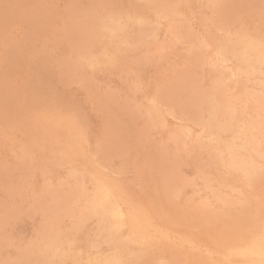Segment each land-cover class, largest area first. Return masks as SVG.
<instances>
[{
    "label": "rangeland",
    "instance_id": "1",
    "mask_svg": "<svg viewBox=\"0 0 264 264\" xmlns=\"http://www.w3.org/2000/svg\"><path fill=\"white\" fill-rule=\"evenodd\" d=\"M220 1L0 0V264H264V0Z\"/></svg>",
    "mask_w": 264,
    "mask_h": 264
},
{
    "label": "bare ground",
    "instance_id": "2",
    "mask_svg": "<svg viewBox=\"0 0 264 264\" xmlns=\"http://www.w3.org/2000/svg\"><path fill=\"white\" fill-rule=\"evenodd\" d=\"M2 1L5 2V0H2ZM13 1H14V0H13ZM15 1L17 2V0H15ZM148 1H149V0H148ZM165 1H166V0H165ZM206 1H207V0H206ZM208 1H209V0H208ZM221 1H223V0H221ZM221 1H220V2H221ZM6 2H7V0H6ZM16 2H15V3H16ZM23 2H24V1H23ZM212 2H213V1H212ZM212 2H211V3H212ZM1 3H2V2H1ZM13 3H14V2H13ZM154 3H155V2H154ZM161 3H162V2H161ZM211 3H210V4H211ZM215 3H216V2H215ZM215 3H214V4H215ZM229 3H230V0H229ZM3 4H4V3H3ZM8 4H9V3H8ZM17 4H18V3H17ZM24 4H26V2H25ZM89 4L91 5V3H89ZM116 4H117V3H116ZM116 4H115V5H116ZM212 4H213V3H212ZM216 4H217V3H216ZM225 4H226V3H225ZM225 4H224V5H225ZM4 5H5V4H4ZM15 5H16V4H15ZM158 5H159V4H158ZM161 5H162V4H161ZM164 5H165V4H164ZM166 5H167V3H166ZM168 5H169V4H168ZM220 5H221V4H220ZM2 6H3V5H2ZM11 6H13V5L11 4ZM26 6H28V5H26ZM26 6H25V7H26ZM116 6H117V5H116ZM118 6H119V5H118ZM154 6H155V5H154ZM199 6H200V5H199ZM207 6H208V5H207ZM7 7H8V6H7ZM105 7H106V6H105ZM113 7H114V6H113ZM203 7H204V6H203ZM220 7H221V6H220ZM220 7H219V8H220ZM222 7H223V6H222ZM12 8H13V7H12ZM93 8H94V7H93ZM110 8H111V7H110ZM110 8L107 7L108 10H109ZM118 8H119V7H118ZM205 8H206V7H205ZM9 9H10V8H9ZM9 9H8V10H9ZM89 9H92V8H89ZM105 9H106V8H105ZM149 9H150V8H149ZM200 9H202V8H200ZM213 9H214V8H213ZM217 9H218V8H217ZM222 9H224V8H222ZM2 10H3V9H2ZM16 10H17V9H16ZM24 10H25V9H24ZM26 10H27V8H26ZM93 10H95V9H93ZM114 10H115V9H114ZM117 10H119V9H117ZM151 10H152V7H151ZM211 10H212V9H211ZM95 11H96V10H95ZM109 11H110V10H109ZM202 11H203V10H202ZM208 11H210V10H208ZM2 12H3V11H2ZM9 12H10V11H9ZM22 12H24V11H22ZM88 12H89V11H88ZM88 12H87V13H88ZM91 12H92V11H90V13H91ZM93 12H94V11H93ZM121 12H123V11L121 10ZM134 12H135V11H134ZM134 12H132V13H134ZM153 12H155V11H153ZM160 12H161V11H160ZM160 12H159V13H160ZM205 12H206V11H205ZM4 13H5V12H4ZM7 13H8V12H7ZM102 13H103V12L98 13V14H102ZM104 13H106V12H104ZM104 13H103V15H105ZM114 13H116V12H114ZM156 13H157V12H156ZM0 14H1V13H0ZM8 14H9V13H8ZM11 14H12V13H11ZM13 14H15V13L13 12ZM106 14H108V13H106ZM160 14H161V13H160ZM163 14H164V12H163ZM167 14H168V13H167ZM9 15H10V14H9ZM9 15H8V16H9ZM103 15H102V16H103ZM111 15H112V13H111ZM118 15H119V14H118ZM153 15H154V13H153ZM108 16H109V15H108ZM112 16H113V15H112ZM136 16H137V15H136ZM168 16H169V15H168ZM87 17H88V16H87ZM93 17L96 18L97 16H96V17L93 16ZM105 17H106V16H105ZM105 17H104V20H105ZM150 17H151V15H150ZM154 17H155V16H154ZM154 17H153V18H154ZM106 18H107V17H106ZM156 18H158V17H156ZM170 18H171V16H170ZM79 19H80V18H79ZM90 19H91V17H90ZM87 20H88V18H87ZM91 20H93V19H91ZM96 20H97V19H96ZM106 20H107V19H106ZM159 20H160V18H159ZM46 21H48V20H46ZM80 21H82V20H79V22H80ZM83 21H84V20H83ZM89 21H90V20H89ZM170 21H171V20H170ZM76 22H77V21H76ZM84 22H85V21H84ZM91 22H92V21H91ZM101 22H102V21H101ZM125 22H126V21H125ZM129 22H130V20H129ZM166 22H167V21H166ZM77 23H78V22H77ZM81 23H82V22H81ZM85 23H86V22H85ZM95 23H98V22H95ZM119 23H120V22H119ZM119 23H118V24H119ZM135 23H136V22H135ZM0 24H2V23H0ZM78 24H80V23H78ZM88 24H89V23H88ZM92 24H93V23H92ZM99 24H101V23H99ZM110 24H111V22H110ZM110 24H108V25H110ZM112 24H113V23H112ZM112 24H111V25H112ZM118 24H117V25H118ZM123 24H124V23H123ZM159 24H160V23H159ZM159 24H158V25H159ZM168 24H169V23H168ZM172 24H173V23H172ZM238 24H239V23H238ZM260 24H261V23H260ZM75 25H76V24H75ZM82 25H83V24H82ZM82 25H81V29H82ZM126 25H127V24H126ZM148 25H149V24H148ZM170 25H171V24H170ZM173 25H174V24H173ZM261 25H262V24H261ZM0 26H1V25H0ZM2 26H3V25H2ZM78 26H80V25H78ZM156 26H157V25H156ZM262 26H263V25H262ZM75 27H76V26H75ZM84 27H85V26H84ZM102 27H104V26H102ZM106 27H107V26H106ZM106 27H105V28H106ZM113 27L117 28V26H113ZM120 27H123V25L120 26ZM150 27H151V26H150ZM157 27H158V26H157ZM157 27H156V28H157ZM160 27H161V26H160ZM160 27H159V28H160ZM168 27H169V26H168ZM237 27H238V26H237ZM258 27H259V26H258ZM260 27H261V26H260ZM2 28H3V27H2ZM73 28H74V27H73ZM79 28H80V27H79ZM85 28H86V27H85ZM89 28H90L89 31L91 32V30H92L91 28H92V27H89ZM128 28H129V27H128ZM175 28H178V26L175 27ZM175 28H173V29H175ZM94 29H95V28H94ZM111 29H112V28H111ZM119 29H120V28H119ZM132 29H134V27H133ZM138 29H139V28H138ZM146 29H147V28H146ZM234 29H235V28H234ZM239 29H240V28H239ZM245 29H246V28H245ZM4 30H5V29H4ZM75 30H76V28H75ZM87 30H88V29H87ZM96 30H97V29H96ZM103 30H104V29H103ZM117 30H118V29H117ZM128 30H129V29H128ZM128 30H127V31H128ZM166 30H168V29H166ZM169 30H170V29H169ZM255 30H256V29H255ZM77 31H78V30H77ZM124 31H125V30H124ZM139 31H140V30H139ZM143 31H144V30H143ZM228 31H229V30H228ZM245 31H246V30H245ZM2 32H3V31H2ZM80 32H82V31H80ZM95 32H96V31H95ZM106 32H107V31H106ZM122 32H123V31H122ZM132 32H133V31H132ZM132 32H131V33H132ZM135 32H136V31H135ZM140 32H141V31H140ZM158 32H159V31H158ZM164 32H165V31H164ZM238 32H239V31H238ZM243 32H244V31H243ZM75 33H76V31H75ZM78 33H79V32H78ZM83 33H84V31H83ZM96 33H97V32H96ZM143 33H144V32H143ZM162 33H163V32H162ZM167 33H168V32H167ZM169 33H170V32H169ZM169 33H168V34H169ZM171 33H175V32H171ZM233 33H234V32H233ZM0 34H1V32H0ZM88 34H89V32H88ZM114 34H116V33H114ZM114 34H113V35H114ZM159 34H160V33H159ZM175 34H176V33H175ZM229 34H230V33H229ZM240 34H241V33H240ZM240 34H239V36H240ZM242 34H243V33H242ZM1 35H2V34H1ZM3 35H4V34H3ZM81 35H82V34H81ZM91 35H92V33H91ZM91 35H89V36H91ZM93 35H94V34H93ZM101 35H102V34H101ZM113 35H112V36H113ZM128 35H129V34H128ZM137 35H138V34H137ZM253 35H254V34H253ZM4 36H5V35H4ZM121 36H122V35H121ZM145 36H146V35H145ZM145 36L143 35V37H145ZM164 36H165V35H164ZM209 36H210V34H209ZM226 36H227V35H226ZM242 36H243V35H242ZM255 36H256V35H255ZM2 37H3V36H2ZM93 37H94V36H93ZM100 37H101V36H100ZM124 37H125V35H124ZM132 37H133V36H132ZM132 37H131V38H132ZM165 37H166V36H165ZM172 37H173V36H172ZM175 37H176V36H175ZM233 37H234V36H233ZM246 37H247V36H246ZM257 37H258V36H257ZM259 37H260V36H259ZM0 38H1V37H0ZM73 38H74V37H73ZM81 38H83V37L81 36ZM87 38H88V37H87ZM95 38H97V37H95ZM116 38H117V37H116ZM145 38H146V37H145ZM231 38H232V37H231ZM74 39H75V38H74ZM78 39H79V38H78ZM78 39H77V40H78ZM83 39H84V38H83ZM101 39H102V38H101ZM112 39H113V38H112ZM118 39H119V38H118ZM212 39H213V38H212ZM214 39H215V38H214ZM216 39H217V38H216ZM220 39H221V38H220ZM256 39H257V38H256ZM263 39H264V38H263ZM77 40H75V41L77 42ZM97 40H98V39H97ZM113 40H114V39H113ZM124 40H125V39H124ZM127 40H128V38H127ZM83 41H84V40H83ZM90 41H91V40H90ZM116 41H117V40H116ZM120 41H121V40H120ZM136 41H137V40H136ZM217 41H218V40H217ZM223 41H224V39H223ZM81 42H82V40H81ZM88 42H89V41H88ZM112 42H113V41H112ZM121 42H122V41H121ZM131 42H132V41H131ZM131 42H130V43H131ZM141 42H143V41L141 40ZM141 42H140V44H141ZM144 42H145V41H144ZM144 42H143V43H144ZM211 42H212V40H211ZM211 42H210L209 46L211 45ZM227 42H228V41L226 40V43H227ZM229 42H230V41H229ZM102 43H103V42H102ZM107 43H109V42H107ZM107 43H106V44H107ZM126 43H127V42H126ZM77 44H78V43H77ZM84 44H85V43H84ZM84 44H83V45H84ZM87 44H88V43H86V45H87ZM90 44H91V43H90ZM95 44H96V43H95ZM97 44H98V43H97ZM122 44H123V42H122ZM122 44H121V45H122ZM131 44H132V43H131ZM131 44H130V46H132ZM135 44H136V43H135ZM138 44H139V43H138ZM144 44H145V43H144ZM165 44H166V43H165ZM218 44H219V43H218ZM91 45H92V44H91ZM107 45H108V44H107ZM107 45H106V46H107ZM110 45H112V43H111ZM114 45H115V44H114ZM116 45H117V44H116ZM118 45H119V44H118ZM127 45H128V44H127ZM148 45H149V44H148ZM227 45H228V43H227ZM229 45L231 46L230 43H229ZM229 45H228V46H229ZM78 46H79V45H78ZM96 46H97V45H96ZM108 46H109V45H108ZM108 46H107V47H108ZM112 46H113V45H112ZM123 46H124V45H123ZM135 46H136V45H135ZM212 46L215 47V45H213V44H212ZM218 46H220V45H218ZM72 47H73V46H72ZM72 47H71V48H72ZM86 47H87V46H86ZM102 47H103V46H102ZM133 47H134V46H133ZM133 47H132V48H133ZM143 47H144V46H143ZM149 47H150V46H149ZM76 48H77V47H76ZM114 48H115V47H114ZM116 48H117V47H116ZM216 48H217V47H216ZM74 49H75V48H74ZM83 49L85 50L84 47H83ZM83 49H82V50H83ZM89 49H91V46L89 47ZM107 49H108V48H107ZM110 49H111V47H110ZM121 49H122V47H121ZM227 49H228V48H227ZM249 49H251V48H249ZM79 50H80V49H79ZM95 50H96V49H95ZM111 50H113V48H112ZM114 50H116V49H114ZM118 50H119V46H118ZM128 51H129V49H128ZM134 51H135V50H134ZM136 51H137V50H136ZM245 51H247V50H245ZM35 52H36V50H35ZM70 52H71V50H70ZM70 52H69V53H70ZM88 52H89V51H88ZM99 52H100V51H99ZM109 52H110V51H109ZM118 52H119V51H118ZM218 52H219V49H218ZM220 52H221V51H220ZM228 52H229V51H228ZM72 53H74V52H72ZM78 53H79V52H78ZM89 53H91V52H89ZM96 53H97V52H96ZM106 53H108V52H106ZM106 53H105V54H106ZM126 53H127V51H126ZM216 53H217V52H216ZM216 53H215V54H216ZM74 54H76V53H74ZM74 54H73V55H74ZM84 54H85V53H84ZM99 54H100V53H99ZM102 54H103V53H102ZM118 54H119V53H118ZM227 54H228V53H227ZM249 54H250V53H249ZM34 55H35V53H34ZM70 55H71V54H70ZM73 55H72V56H73ZM78 55H79V54H78ZM80 55H81V54H80ZM107 55H108V54H107ZM113 55H114V53H113ZM113 55H112V56H113ZM219 55H220V54H219ZM253 55H254V54H253ZM64 56H65V55H64ZM81 56H82V55H81ZM88 56H89V55H88ZM90 56H93V55H90ZM94 56H95V55H94ZM97 56H98V55H97ZM99 56H101V55H99ZM99 56H98V57H99ZM108 56H109V55H108ZM108 56H107V57H108ZM215 56H216V55H215ZM75 57H76V56H75ZM113 57H114V56H113ZM113 57H112V58H113ZM217 57H218V56H217ZM220 57H221V56H220ZM220 57H219V59H220ZM231 57H232V56H231ZM1 58H2V57H1ZM69 58H70V57H69ZM86 58H87V57H86ZM91 58H92V57H91ZM100 58H101V57H100ZM102 58H103V56H102ZM102 58H101V59H102ZM225 58H226V57H225ZM225 58H224V59H225ZM251 58H253V57H251ZM258 58H259V57H258ZM258 58H257V59H258ZM79 59H81V57H80ZM93 59H94V58H93ZM77 60H78V59H77ZM77 60H76V61H77ZM105 60H106V59H105ZM105 60H104V62H105ZM210 60H211V59H210ZM214 60H216V59H214ZM237 60H238V59H237ZM247 60H248V59H247ZM247 60H246V62H247ZM84 61H85V60H84ZM102 61H103V60H102ZM225 61H228V60L225 59ZM243 61H245V60H243ZM243 61H241V62H243ZM256 61H257V60H256ZM259 61H260V60H259ZM62 62H63V61H62ZM68 62H70V60H69ZM207 62H208V61H207ZM214 62H215V61H214ZM219 62H220V61H219ZM219 62H218V63H219ZM252 62H253V61H252ZM75 63H76V62H75ZM75 63H74V64H75ZM77 63H78V62H77ZM222 63H223V62H222ZM104 64H105V63H104ZM230 64H231V63H230ZM239 64H240V63H239ZM244 64H245V63H244ZM79 65H80V64H79ZM216 65H217V64H216ZM237 65H238V64H237ZM83 66H84V65H83ZM207 66H208V65H207ZM223 66H224V64H223ZM228 66H229V65H228ZM251 66H252V65H251ZM258 66H259V65H258ZM260 66H261V65H260ZM212 67H213V66H212ZM214 67H215V66H214ZM218 67H219V66H218ZM244 67H245V66H244ZM254 67H255V66H254ZM70 68H71V66H70ZM75 68H76V66H75ZM87 68H88V67H87ZM103 68H104V67H103ZM229 68H230V67H229ZM233 68H234V67H233ZM240 68H241V67H240ZM245 68H246V67H245ZM256 68H257V67H256ZM78 69H79V68H78ZM78 69H77V70H78ZM80 69H81V68H80ZM84 69H85V67H84ZM88 69H89V68H88ZM210 69H211V68H210ZM213 69H214V68H213ZM235 69H236V68H235ZM241 69H242V68H241ZM246 69H247V68H246ZM82 70H83V69H82ZM208 70H209V68H208ZM214 70L216 71V69H214ZM214 70H213V71H214ZM218 70H219V69H218ZM227 70H228V69H227ZM257 70H258V69H257ZM15 71H16V70H15ZM68 71H69V70H68ZM71 71H73V70L71 69ZM80 71H81V70H80ZM253 71H254V70H253ZM16 72H17V71H16ZM69 72H70V71H69ZM77 72H78V71H77ZM20 73H21V72H20ZM82 73H83V72H82ZM216 73H217V72H216ZM219 73H220V72H219ZM232 73H233V72H232ZM249 73H250V72H249ZM69 74H71V73H69ZM77 74H78V73H77ZM85 74H86V73H84V75H85ZM88 74H89V73H88ZM234 74H235V72H234ZM239 74H240V72H239ZM263 74H264V73H263ZM263 74H262V75H263ZM72 75H73V74H72ZM82 75H83V74H82ZM232 75H233V74H232ZM252 75H253V74H252ZM259 75H260V74H259ZM74 76H75V75H74ZM79 76H80V75H79ZM213 76H214V74H213ZM213 76H211V77H213ZM257 76H258V75H257ZM62 77H63V76H62ZM64 77H65V76H64ZM66 77H67V75H66ZM227 77H228V76H227ZM249 77H250V76H249ZM94 78H95V77H94ZM214 78H215V77H214ZM250 78H251V77H250ZM75 79H76V78H75ZM90 79H92V78H90ZM225 79H226V78H225ZM241 79H242V78H241ZM239 80H240V79H239ZM255 80H256V79H255ZM64 81H65V80H64ZM77 81H78V80H77ZM80 81H81V79H80ZM246 81H247V80H246ZM81 82H82V81H81ZM256 82H257V80H256ZM262 82H263V81H262ZM262 82H261V83H262ZM58 83H59V82H58ZM65 83H66V81H65ZM84 83H86V80H84ZM88 83H91V82H88ZM208 83H209V82H208ZM225 83H226V82H225ZM239 83H240V82H239ZM254 83H255V81H254ZM54 84H55V83H54ZM56 84H57V83H56ZM221 84H222V82H221ZM231 84L233 85L232 81H231ZM231 84H230V85H231ZM249 84H251V83H249ZM58 85H60V84H58ZM61 85H62V84H61ZM61 85H60V86H61ZM88 85H89V84H88ZM224 85H225V84H224ZM243 85H244V84H243ZM247 86H248V85H247ZM65 87H67V86H65ZM197 87L199 88V85H198ZM197 87H196V88H197ZM210 87H211V86H210ZM219 87H220V86H219ZM223 87H224V86H223ZM230 87H231V86H230ZM232 87H233V86H232ZM53 88H54V87H53ZM53 88H52V89H53ZM246 88H247V87H246ZM204 89H206V88L204 87ZM208 89H209V88H208ZM239 89H240V88H239ZM56 90H57V89H56ZM59 90H60V89H59ZM61 90H62V89H61ZM198 90L202 91L201 88L198 89ZM210 90H211V89H210ZM212 90H214V89H212ZM222 90H223V88H222ZM245 90H246V89H245ZM253 90H254V89H253ZM189 91H190V90H189ZM219 91H220V90H219ZM227 91H228V90H227ZM250 91H252V90H250ZM192 92H193V90L191 91V93H192ZM197 92H198V91H197ZM197 92H195V93H197ZM205 92H206V91H205ZM195 93H194V94H195ZM199 93H200V92H199ZM211 93H212V91H211ZM242 93H243V92H242ZM252 93H254V91H253ZM257 93H259V95H260V92L257 91ZM201 94H202V93H201ZM205 94H206V93H205ZM216 94H217V93H216ZM233 94H235V93H233ZM236 94H237V93H236ZM250 94H251V93H250ZM189 95H190V94H189ZM197 95H198V94H197ZM206 95H207V94H206ZM210 95H211V94H210ZM210 95L208 94V96H210ZM218 95H220V94H218ZM255 95H256V93H255ZM198 96H199V95H198ZM213 96H214V95H213ZM256 96H257V95H256ZM191 97H192V96H190V98H191ZM201 97H204V96H201ZM205 97H206V96H205ZM220 97H221V95H220ZM243 97H244V96H243ZM243 97H242V98H243ZM248 97H249V96H248ZM260 97H261V96H260ZM194 98H195V95H194ZM194 98H193V99H194ZM196 98H197V96H196ZM198 98L201 99L200 97H198ZM198 98H197V99H198ZM211 98H212V97H211ZM242 98H241V99H242ZM251 98H252V97H251ZM251 98H250V99H251ZM199 99H198V100H199ZM204 99H205V98H204ZM206 99H207V98H206ZM219 99H220V98H219ZM241 99H239V100H241ZM195 100H196V99H195ZM207 100H208V99H207ZM220 100H221V99H220ZM244 100H245V99H244ZM259 100H260V99H259ZM189 101H190V100H189ZM199 101H201V100H199ZM205 101H206V100H205ZM250 101H251V100H250ZM254 101H255V100H254ZM260 101H261V100H260ZM208 102H209V101H208ZM221 102H222V101H220V103H221ZM262 102H263V101H262ZM196 103H197V101H196ZM225 103H227V101H226ZM249 103H250V102H249ZM257 103L259 104V102H257ZM263 103H264V102H263ZM263 103H262V104H263ZM193 104H194V103H193ZM193 104H192V105H193ZM197 104H198V103H197ZM244 104L246 105V103H244ZM252 104H253V103H252ZM254 104H255V103H254ZM262 104H261V105H262ZM211 105H212V104H211ZM211 105H209V106H211ZM235 105H236V103H235ZM255 105H256V104H255ZM261 105H260V106H261ZM199 106H200V104H199ZM199 106H198V107H199ZM202 106H203V105H202ZM218 106H219V105H218ZM55 107H56V106H55ZM194 107H195V106H194ZM222 107H223V106H222ZM222 107H221V108H222ZM238 107H239V106H238ZM156 108H157V107H156ZM223 108H224V107H223ZM236 108H237V107H236ZM259 108H260V107H259ZM206 109H207V108H206ZM226 109H227V111H229L230 113H234L233 104H231V102H229V103L226 104ZM246 109H248V108H246ZM154 110H155V109H154ZM213 110H214V109H213ZM215 110H217V109H215ZM223 110H224V109H223ZM238 110L240 111V109H238ZM242 110H243V109H242ZM244 110H245V109H244ZM257 110H258V109H257ZM260 110H261V109H260ZM52 111H53V110H52ZM192 111H194V110H192ZM192 111H191V112H192ZM195 111H196V110H195ZM261 111H262V110H261ZM263 111H264V110H263ZM147 112H148V111H147ZM241 112H242V111H241ZM258 112H259V111H258ZM56 113H57V112H56ZM168 113H169V112H168ZM200 113H201V112H200ZM205 113H206V112H205ZM211 113H213V112H211ZM45 114L47 115V113H45ZM149 114H151V112H150ZM162 114H164V113H162ZM190 114H191V113H190ZM224 114H225V113H224ZM234 114H235V113H234ZM242 114H243V113H242ZM246 114H247V113H246ZM246 114H245V115H246ZM248 114H250V112H249ZM248 114H247V115H248ZM257 114H258V113H257ZM43 115H44V114H43ZM50 115H51V114H50ZM61 115H62V114H61ZM168 115H169V114H168ZM195 115H196V113H195ZM217 115H218V114H217ZM228 115H230V114H228ZM232 115H233V114H231V116H232ZM245 115H244V116H245ZM51 116H52V115H51ZM159 116H160V115H159ZM176 116H178V115H176ZM221 116H222V115H221ZM231 116H230V117H231ZM244 116H243V117H244ZM56 117H57V116H56ZM180 117H181V116H180ZM185 117H186V116H185ZM199 117H200V116H199ZM214 117H215V116H214ZM222 117H223V116H222ZM222 117H221V118H222ZM248 117H249V116H248ZM153 118H155V117H153ZM175 118H176V117H175ZM193 118H194V117H193ZM208 118H209V117H208ZM256 118H257V117H256ZM155 119H156V118H155ZM186 119L188 120V118H186ZM204 119H205V118H204ZM214 119H215V118H214ZM73 120H74V119H73ZM201 120H202V118H201ZM247 120H248V119H247ZM254 120H255V118H254ZM259 120H260V119H259ZM259 120H258V121H259ZM261 120H262V118H261ZM68 121H69V120H68ZM155 121H156V120H155ZM159 121H161V120H159ZM185 121H186V120H185ZM213 121H214V120H213ZM213 121H212V122H213ZM221 121H222V120H221ZM232 121H233V120H232ZM249 121H250V119H249ZM249 121H248V122H249ZM201 122H202V121H201ZM206 122H207V121H206ZM228 122H230V121H228ZM238 122H239V121H238ZM248 122H246V123H248ZM67 123H68V122H67ZM69 123H70V122H69ZM73 123H74V122H73ZM192 123H193V122H192ZM204 123H205V122H204ZM220 123H221V122H220ZM224 123H225V122H224ZM244 123H245V122H244ZM246 123H245V124H246ZM250 123H252V122H250ZM77 124H78V123H77ZM197 124H199V123H197ZM202 124H203V123H202ZM202 124H201V125H202ZM209 124H210V123H209ZM209 124H207V125H209ZM213 124H214V122H213ZM216 124H217V123H216ZM240 124H241V122H240ZM253 124H255V123H253ZM253 124H252V125H253ZM256 124H257V123H256ZM256 124H255V125H256ZM71 125H72V124H71ZM78 125H79V124H78ZM164 125H165V124H164ZM164 125H163V126H164ZM210 125H211V124H210ZM220 125H221V124H220ZM227 125H228V124H227ZM227 125H226V126H227ZM236 125H237V124H236ZM260 125H261V124H260ZM263 125H264V124H263ZM73 126H74V125H73ZM217 126H218V125H217ZM248 126H249V125H248ZM75 127H76V125H75ZM79 127H80V126H79ZM213 127H214V126H213ZM228 127H229V126H228ZM239 127H240V126H239ZM242 127H243V126H242ZM254 127H255L256 130L261 131V132H262V130H263V128H264L263 126H257V127L254 126ZM223 128H224V127H223ZM232 128H233V127H232ZM79 129H80V128H79ZM203 129H204V128H203ZM216 129H217V128H216ZM219 129H220V128H219ZM81 130H82V129H81ZM205 130H206V129H205ZM214 130H215V129H214ZM224 130H225V129H224ZM231 130H232V129H231ZM240 130H242V129H240ZM200 131H201V130H200ZM207 131H208V130H207ZM219 131H220V130H219ZM243 131H244V130H243ZM253 131H255V130H253ZM77 132H78V131H77ZM178 132H179V131H178ZM186 132H187V131H186ZM217 132H218V131H217ZM226 132H227V131H226ZM231 132H232V131H231ZM245 132H246V131H245ZM263 132H264V131H263ZM73 133H74V132H73ZM169 133H170V132H169ZM199 133H200V132H199ZM209 133H210V132H209ZM220 133H221V132H220ZM224 133H225V131H224ZM224 133H223V134H224ZM234 133H235V132H234ZM217 134H218V133H217ZM235 134H236V133H235ZM245 134H246V133H245ZM245 134H243V133L241 134V133H240V136H245ZM251 134H252V132H251ZM257 134H258V133H257ZM263 134H264V133H263ZM80 135H81V134H80ZM169 135H170V134H169ZM253 135H254V134H253ZM78 136H79V135H78ZM178 136H179V135H178ZM190 136H191V135H190ZM190 136H189V137H190ZM196 136H197V135H196ZM220 136H221V135H220ZM226 136H227V135H226ZM238 136H239V135H238ZM250 136H251V135H250ZM257 136H258V135H257ZM168 137L170 138V136H168ZM182 137H183V136H182ZM201 137H203V136H201ZM218 137H219V136H218ZM262 137H264V136H262ZM84 138H85V137H84ZM172 138H173V137H172ZM176 138H177V137H176ZM179 138H180V137H179ZM191 138H192V137H191ZM193 138H194V137H193ZM195 138H196V137H195ZM208 138H209V139H213V138H214V135L211 133V134L208 135ZM220 138H221V137H220ZM247 138H248V136H247ZM77 139H78V138H77ZM177 139H178V138H177ZM177 139H176V140H177ZM199 139H200V138H199ZM206 139H207V138H206ZM234 139H235V138H234ZM243 139H244V138H243ZM248 139H249V138H248ZM261 139L263 140V138H261ZM85 140H87V139H85ZM174 140H175V139H174ZM200 140H201V139H200ZM200 140H199V141H200ZM207 140H208V139H207ZM220 140H221V139H220ZM230 140L232 141V138H231ZM237 140H238V139H237ZM239 140H240V139H239ZM246 140H247V139H246ZM249 140H250V139H249ZM256 140H257V139H256ZM189 141H190V140H189ZM202 141H203V139H202ZM208 141H209V140H208ZM226 141H227V140H226ZM234 141H236V139H235ZM251 141H253V140H251ZM82 142H83V141H82ZM218 142H219V141H218ZM223 142H224V140H223ZM247 142H248V141H247ZM88 143H89V142H88ZM174 143H175V142H174ZM177 143H178V142H177ZM182 143H183V142H182ZM208 143H209V142H208ZM213 143H214V142H213ZM80 144H81V143H80ZM198 144H199V143H198ZM204 144H205V143H204ZM218 144H219V143H218ZM223 144H225V143H223ZM246 144H247V143H246ZM252 144H253V143H252ZM257 144H258V143H257ZM194 145H195V143H194ZM216 145H217V144H216ZM221 145H222V144H221ZM243 145H244V144H243ZM248 145H249V144H248ZM69 146H70V145H69ZM76 146H77V145H76ZM209 146H210V145H209ZM213 146H214V145H213ZM224 146H225V145H224ZM241 146H242V145H241ZM249 146H250V145H249ZM77 147H78V146H77ZM183 147H184V146H183ZM199 147H201V145H200ZM226 147H227L228 150H232L233 148L236 147V145H235L234 143H232V142H227V143H226ZM254 147H255V146H254ZM258 147H259V146H258ZM71 148H72V147H71ZM75 148H76V147H75ZM75 148L73 149L74 151L76 150ZM78 148H81V147H78ZM78 148H77V149H78ZM192 148H193V147H192ZM195 148H198V146L195 147ZM205 148H206V147H205ZM211 148H212V147H211ZM216 148H217V147H216ZM241 148H242V147H241ZM43 149H44V148H43ZM244 149H245V148H244ZM259 149H260V148H259ZM71 150H72V149H71ZM73 150H72V151H73ZM188 150H189V149H188ZM190 150H191V148H190ZM211 150H212V149H211ZM225 150H226V149H225ZM238 150H239V149H238ZM252 150H253V149H252ZM72 151H71V152H72ZM74 151H73V152H74ZM77 151L79 152V150H77ZM193 151H194V150H193ZM208 151H210V150H208ZM206 152H207V151H206ZM216 152H217V151H216ZM224 152H225V151H224ZM226 152H227V150H226ZM243 152H244V151H243ZM243 152H242V153H243ZM253 152H254V151H253ZM193 153H195V152H193ZM210 153H211V151H210ZM213 153H215V152H213ZM218 153H219V152H218ZM218 153H217V154H218ZM234 153H235V152H234ZM237 153H238V152H237ZM240 153H241V152H240ZM248 153H249V152H248ZM71 154H72V153H71ZM74 154H75V153H74ZM80 154H82V153L80 152ZM189 154L191 155V153H189ZM220 154H221V153H220ZM224 154H226V153H224ZM235 154H236V153H235ZM90 155H91V154H90ZM215 155H216V154H215ZM215 155H214V156H215ZM232 155H234V154H232ZM261 155H262V154H261ZM199 156H200V155H199ZM201 156H202V155H201ZM204 156H205V155H204ZM217 156H218V155H217ZM217 156H216V157H217ZM219 156H221V155H219ZM227 156H228V155H227ZM230 156H231V154H230ZM247 156H249V154H248ZM263 156H264V155H263ZM263 156H262V157H263ZM91 157H92V156H91ZM93 157H94V156H93ZM93 157H92V158H93ZM95 157H96V156H95ZM202 157H203V156H202ZM207 157H208V156H207ZM210 157H211V156H210ZM210 157H209V158H210ZM228 157H229V156H228ZM231 157H232V156H231ZM250 157H251V156H250ZM259 157H260V156H259ZM69 158H70V157H69ZM194 158H195V156H194ZM219 158H220V157H219ZM241 158H242V157H241ZM246 158H247V157H246ZM71 159H72V158H71ZM95 159H96V158H95ZM97 159H98V158H97ZM220 159H221V158H220ZM251 159H252V158H251ZM261 159H262V158H261ZM263 159H264V158H263ZM66 160H67V159H66ZM68 160H69V159H68ZM68 160H67V161H68ZM200 160H201V159H200ZM234 160H236V157H235ZM237 160H238V159H237ZM237 160H236V161H237ZM239 160H240V159H239ZM248 160H250V159H248ZM252 160H253V159H252ZM88 161H89V160H88ZM93 161H95V160H93ZM201 161H202V160H201ZM206 161H207V163H210V162H208V160H205V162H206ZM216 161H217V160H216ZM231 161H232V160H231ZM240 161H242V159H241ZM69 162H70V161H69ZM82 162H85V161H82ZM96 162H97V161H96ZM100 162H102V161H100ZM203 162H204V161H203ZM213 162H215V161H213ZM220 162H221V161H220ZM228 162H229V161H228ZM250 162H251V161H250ZM90 163H91V162H90ZM199 163H200V162H199ZM199 163H198V164H199ZM216 163H217V162H216ZM230 163H231V162H230ZM239 163H240V162H239ZM88 164H89V163H88ZM95 164H96V163H95ZM200 164H201V163H200ZM213 164H214V163H213ZM218 164H220V163H218ZM227 164H228V163H227ZM247 164H248V163H247ZM254 164H255V163H254ZM254 164H253V165H254ZM72 165H74V164H72ZM72 165H71V163H70V166H72ZM85 165H86V164H85ZM196 165H197V164H196ZM196 165H195V167H198V166H199V165H198V166H196ZM203 165H204V164H203ZM228 165H229V164H228ZM230 165H232V164H230ZM233 165H236L235 161H234V164H233ZM237 165H238V164H237ZM253 165H252V166L247 165V166H249L247 169H246L245 163H241L239 166L241 167V169H242V168H245L247 173H257L258 170L256 169L255 165H254V166H253ZM75 166H76V165H75ZM201 166H202V165H201ZM206 166H207V165H206ZM213 166H214V165H213ZM219 166H220V165H219ZM261 166H262V165H261ZM77 167H78V166H77ZM85 167H86V166H85ZM100 167H101V166H100ZM203 167H204V166H203ZM211 167H212V166H211ZM215 167H216V166H215ZM227 167H228V166H227ZM233 167H234V166H233ZM235 167H236V166H235ZM92 168H93V167H92ZM222 168H223V166H222ZM238 168H239V167H238ZM259 168H260V167H259ZM74 169H75V168H74ZM100 169H102V168H100ZM104 169H105V168H104ZM218 169H219V168H218ZM223 169L225 170V168H223ZM261 169H262V167H261ZM75 170H76V169H75ZM194 170H196V169H194ZM214 170H215V168H214ZM226 170H228V169H226ZM226 170H225V171H226ZM233 170H234V168H233ZM237 170H238V169H237ZM242 170H243V169H242ZM262 170H263V169H262ZM66 171H67V170H66ZM71 171H72V170H71ZM92 171H93V170H92ZM196 171H197V170H196ZM196 171H195V172H196ZM209 171H210V170H209ZM260 171H261V170H260ZM67 172H69V170H68ZM96 172L98 173V171H95L94 173H96ZM219 172H220V171H219ZM246 172H244V173H246ZM261 172H263V171H261ZM77 173H78V172H77ZM97 173H96V175H97ZM99 173H100V172H99ZM99 173H98V174H99ZM239 173H240V172H239ZM247 173H246V174H247ZM258 173H260V172L258 171ZM263 173H264V172H263ZM78 174H79V173H78ZM87 174H89V173H87ZM219 174H220V173H219ZM229 174H230V173H229ZM260 174H261V173H260ZM67 175H68V174H67ZM71 175H72V174H71ZM75 175H76V174H75ZM80 175H81V174H80ZM91 175H95V174L92 173V174H90V176H91ZM96 175H95V176H96ZM100 175L104 176L103 174H100ZM212 175H213V173H212ZM220 175H221V174H220ZM242 175H243V174H242ZM242 175H241V176H242ZM250 175H251V174H250ZM253 175H254V174H253ZM255 175H256V174H255ZM258 175H259V174H258ZM262 175H263V174H262ZM68 176H69V175H68ZM81 176H82V175H81ZM225 176H226V175H225ZM79 177H80V176H79ZM92 177H93V176H92ZM105 177H106V176H105ZM198 177H199V176H198ZM198 177H197V178H198ZM220 177H221V176H220ZM226 177H227V176H226ZM229 177H230V176H229ZM249 177H250V176H249ZM65 178H66V177H65ZM80 178H81V177H80ZM83 178H84V177H83ZM93 178H94V177H93ZM95 178H96V177H95ZM114 178H115V176H114ZM179 178H180V177H179ZM195 178H196V177H195ZM232 178H233V177H231V179H232ZM242 178H243V177H242ZM258 178H259V177H258ZM68 179H69V178H68ZM90 179H91V177H90ZM220 179H221V178H220ZM238 179H239V178H238ZM255 179H256V178H255ZM72 180H73V179H72ZM99 180H101V179H99ZM109 180H110V179H109ZM115 180H116V179H115ZM177 180H178V179H177ZM202 180H204V179H202ZM217 180H218V179H217ZM235 180H236V178H235ZM251 180H252V178H251ZM259 180H260V179H259ZM259 180H258V181H259ZM263 180H264V178L262 179V182H263ZM101 181H102V180H101ZM113 181H114V180H113ZM113 181H112V182H113ZM195 181H196V180H195ZM232 181H234V179H233ZM248 181H249V180H248ZM77 182H78V181H77ZM84 182H85V181H84ZM89 182H90V181H89ZM214 182H215V181H214ZM228 182H229V181H228ZM237 182H238V180H237ZM120 183H121V182H120ZM188 183H189V182H188ZM209 183H210V182H209ZM222 183H223V182H222ZM242 183H243V182H242ZM64 184H65V183H64ZM78 184H79V183H78ZM78 184H77V185H78ZM109 184H110V183H109ZM195 184H196V183H195ZM203 184H204V182H203ZM251 184H252V183H251ZM254 184H255V183H254ZM259 184H260V183H259ZM114 185H115V184H114ZM122 185H123V184H122ZM175 185H176V183H175ZM179 185H181V184H179ZM191 185H192V184H191ZM204 185H205V184H204ZM231 185H232V183H231ZM240 185H241V184H240ZM245 185H246V184H245ZM249 185H250V184H249ZM78 186H79V185H78ZM78 186H77V187H78ZM108 186H109V185H108ZM111 186H112V185H111ZM167 186H168V184H167ZM200 186H201V185H200ZM202 186H203V185H202ZM210 186H211V185H210ZM219 186H220V185H219ZM221 186H222V185H221ZM250 186H251V185H250ZM79 187H80V186H79ZM81 187H82V186H81ZM81 187H80V190H81ZM84 187H85V186H84ZM86 187H87V185H86ZM86 187H85V188H86ZM116 187H117V185H116ZM118 187H120V186H118ZM168 187H169V186H168ZM168 187H167V188H168ZM188 187H189V185H188ZM204 187H206V186H204ZM212 187H213V186H212ZM212 187H211V188H212ZM247 187H248V186H247ZM256 187H257V186H256ZM51 188H52V187H51ZM68 188H69V187H68ZM71 188H72V187H71ZM82 188H83V187H82ZM87 188H88V187H87ZM106 188H107V187H106ZM167 188H165V190H166ZM176 188H177V187H176ZM181 188H182V187H181ZM195 188H196V187H195ZM209 188H210V187H209ZM220 188H221V187H220ZM250 188H251V187H250ZM254 188H255V187H254ZM261 188H262V187H261ZM261 188H260V189H261ZM49 189H50V188H49ZM62 189H63V188H62ZM190 189H191V188H190ZM212 189H214V188H212ZM228 189H229V188H228ZM233 189H234V188H233ZM233 189H232V190H233ZM258 189H259V186H258ZM52 190H53V189H51L50 191H52ZM54 190H55V189H54ZM111 190H112V189H111ZM117 190H119V189H117ZM121 190H123V189H121ZM172 190H173V188H172ZM178 190H179V189H178ZM184 190H185V188H184ZM191 190H192V189H191ZM195 190H196V189H195ZM234 190H235V189H234ZM59 191H60V190H59ZM72 191H73V190H72ZM82 191H83V190H82ZM89 191H90V190H89ZM107 191H108V190H107ZM168 191H169V190H168ZM168 191H167V192H168ZM245 191H246V190H245ZM260 191H262V190H260ZM52 192H53V191H52ZM66 192H67V191H66ZM66 192H65V193H66ZM75 192H78V191L75 190ZM79 192H81V191H79ZM110 192H111V191H110ZM183 192H184V191H183ZM200 192H201V191H200ZM202 192H203V191H202ZM234 192H235V191H234ZM240 192H241V190H240ZM40 193H41V192H40ZM61 193H63V192H61ZM71 193H72V192H71ZM73 193H74V192H73ZM81 193H82V192H81ZM81 193H80V195H81ZM118 193L120 194V191H119ZM118 193H116V194H118ZM168 193H169V192H168ZM198 193H199V191H198ZM205 193H206V191H205ZM212 193H213V192H212ZM241 193H242V192H241ZM254 193H255V192H254ZM45 194H46V193H45ZM57 194H58V193H57ZM84 194H85V193H84ZM86 194H87V191H86ZM166 194H167V193H166ZM206 194H207V193H206ZM213 194H214V193H213ZM233 194H234V193H233ZM51 195H52V194H51ZM82 195H83V194H82ZM91 195H92V193H91ZM93 195H94V194H93ZM121 195H122V194H121ZM209 195H211V194H209ZM217 195H218V194H217ZM259 195H261V194H259ZM262 195H263V194H262ZM73 196H74V195H73ZM114 196H116V195H114ZM127 196H128V195H127ZM197 196H199V195H197ZM220 196H221V195H220ZM238 196H239V195H238ZM42 197H43V196H42ZM42 197H41V198H42ZM44 197H45V196H44ZM47 197H48V196H47V194H46V198H47ZM66 197H67V196H66ZM70 197H71V196H70ZM91 197H92V196H91ZM112 197H113V196H112ZM165 197H166V196H165ZM169 197H170V196H169ZM181 197H182V195H181ZM181 197H180V198H181ZM211 197H212V196H211ZM222 197H223V196H222ZM224 197H225V196H224ZM229 197H230V196H229ZM50 198H51V197H50ZM52 198H53V197H52ZM54 198H55V196H54ZM116 198H117V197H116ZM219 198H220V197H219ZM231 198H232V197H231ZM241 198H242V197H241ZM245 198H246V197H245ZM254 198H255V197H254ZM38 199H39V198H38ZM44 199H45V198H44ZM47 199H48V198H47ZM47 199H46V200H47ZM72 199H73V198H72ZM76 199H77V198H76ZM76 199L74 198V200H76ZM85 199H86V198H85ZM90 199H91V198H90ZM125 199H126V198H125ZM166 199H167V198H166ZM203 199H204V198H203ZM213 199H214V198H213ZM213 199H212V200H213ZM217 199H218V198H216V200H217ZM251 199H252V198H251ZM259 199H260V198H259ZM39 200H40V199H39ZM65 200H66V199H65ZM70 200H71V199H70ZM214 200H215V199H214ZM57 201H58V200H57ZM77 201H78V199H77ZM200 201H201V200H200ZM234 201H235V200H234ZM241 201H243V200H241ZM51 202H52V201H51ZM66 202H67V201H66ZM81 202H82V201H81ZM84 202H85V201H84ZM86 202H87V201H86ZM89 202H90V201H89ZM212 202H213V201H212ZM218 202H219V201H218ZM224 202H225V201H224ZM232 202H233V201H232ZM235 202H236V201H235ZM246 202H247V201H246ZM250 202H251V201H250ZM253 202H254V200H253ZM33 203H36V202H33ZM39 203H40V202H39ZM39 203H38V204H39ZM42 203H43V201H42ZM60 203H61V202H60ZM67 203H69V202H67ZM71 203H72V202H71ZM122 203H123V202H121V204H122ZM197 203H198V202H197ZM197 203H196V204H197ZM226 203H227V202H226ZM239 203H242V202H239ZM244 203H245V202H244ZM255 203H256V201H255ZM53 204H54V203H53ZM61 204H62V203H61ZM65 204H66V203H65ZM72 204H73V203H72ZM166 204H167V203H166ZM168 204H169V203H168ZM207 204H208V203H207ZM213 204H214V203H213ZM218 204H219V203H218ZM220 204H221V203H220ZM237 204H238V203H237ZM246 204H248V203H246ZM258 204H259V203H258ZM34 205H35V204H34ZM56 205H58V204L56 203ZM67 205H68V204H67ZM87 205H88V204H87ZM240 205H242V204H240ZM42 206H43V205H42ZM45 206H46V205H45ZM45 206H44V207H45ZM71 206H72V205H71ZM78 206H79V205H78ZM83 206H84V205H83ZM85 206H86V205H85ZM121 206H123V205H121ZM199 206H200V205H199ZM259 206H260V204H259ZM261 206H262V205H261ZM40 207H41V205H40ZM40 207H39V208H40ZM55 207H56V206H55ZM59 207H61V206H59ZM62 207H64V206H62ZM72 207H73V206H72ZM205 207H207V206H205ZM234 207H235V206H234ZM30 208H31V207H30ZM41 208H43V207H41ZM46 208H48V207H46ZM174 208H175V207H174ZM203 208H204V207H203ZM214 208H215V207H214ZM232 208H233V207H232ZM254 208H255V207H254ZM33 209H35V208H33ZM53 209H54V208H53ZM56 209H58V208H56ZM60 209H61V208H60ZM81 209H82V208H81ZM85 209H86V208H85ZM204 209H206V208H204ZM209 209H210V208H209ZM229 209H230V208H229ZM239 209H240V207H239ZM247 209H248V208H247ZM35 210H36V209H35ZM76 210H77V209H76ZM83 210H84V209H83ZM210 210H211V209H210ZM219 210H220V209H219ZM44 211H45V210H44ZM61 211H63V210H61ZM64 211H65V210H64ZM86 211H87V210H86ZM116 211H118V210H116ZM116 211H115V212H116ZM211 211H212V210H211ZM214 211H215V210H214ZM238 211H239V210H238ZM37 212H40V211H37ZM47 212H48V211H47ZM218 212H219V211H218ZM229 212H230V211H229ZM235 212H236V211H234V213H235ZM245 212H246V210H245ZM253 212H254V211H253ZM40 213H41V212H40ZM48 213H51V212H48ZM82 213H83V211H82ZM127 213H128V212H127ZM207 213H208V212H207ZM237 213H239V212H237ZM255 213H256V211H255ZM74 214H75V213H74ZM77 214H78V213H77ZM87 214H88V213H87ZM198 214H199V213H198ZM210 214H211V213H210ZM213 214H214V213H213ZM219 214H220V213H219ZM219 214H218V215H219ZM243 214L246 215V217H248L247 214H245V213H243ZM250 214H251V213H250ZM48 215H49V214H48ZM48 215H47V216H48ZM70 215H72V214H70ZM80 215H81V214H80ZM83 215H84V214H83ZM134 215H135V213H134ZM228 215H229V214H228ZM239 215H240V214L237 215L238 218H239ZM44 216H46V215H44ZM51 216H52V215H51ZM53 216H55V215H53ZM56 216H57V215H56ZM77 216H78V215H77ZM81 216H82V215H81ZM86 216H87V215H86ZM202 216H204V215L202 214ZM214 216H215V215H214ZM225 216H226V215H225ZM40 217H41V216H40ZM74 217H75V216H74ZM196 217H197V216H196ZM234 217H235V219L237 218L236 216H234ZM234 217H232V219H233ZM249 217H250V216H249ZM51 218H53V217H51ZM54 218H55V217H54ZM63 218H64V217H63ZM126 218H127V217H126ZM128 218H129V217H128ZM206 218H207V217H206ZM211 218H212V217H211ZM244 218H245V217H244ZM260 218H261V217H260ZM262 218H264V217H262ZM42 219H43V218H42ZM154 219H156V218H154ZM203 219H204V218H203ZM224 219H225V218H224ZM254 219H255V218H254ZM54 220H55V219H54ZM93 220H94V219H93ZM226 220H227V219H226ZM244 220H245V219H244ZM244 220H243V221H244ZM250 220H251V219H250ZM52 221H53V220H52ZM52 221H51V222H52ZM78 221H79V220H78ZM95 221H96V220H95ZM221 221H222V219H221ZM233 221H234V219H233ZM238 221H240V220H238ZM246 221H247V220H246ZM248 221H249V220H248ZM251 221H252V220H251ZM257 221H258V220H257ZM40 222H41V221H40ZM47 222H50V221H47ZM51 222H50V223H51ZM137 222H138V221H137ZM208 222H209V221H208ZM214 222H215V221H214ZM216 222H217V221H216ZM216 222H215V223H216ZM223 222H224V221H223ZM229 222H230V221H229ZM231 222H232V221H231ZM72 223H73V222H72ZM101 223H102V222H101ZM126 223H127V222H126ZM227 223H228V222H227ZM238 223H239V222H238ZM243 223H244V222H243ZM245 223H246V222H245ZM247 223H248V222H247ZM259 223H260V222H259ZM47 224H48V223H47ZM103 224H104V223H103ZM216 224H217V223H216ZM232 224H233V222H232ZM255 224H256V222H255ZM39 225H40V224H39ZM70 225H71V224H70ZM151 225H152V224H151ZM151 225H150V226H151ZM236 225H239V224L236 223ZM72 226H73V225H72ZM100 226H101V225H100ZM110 226H111V225H110ZM113 226H114V225H113ZM123 226H124V225H123ZM126 226H127V225H126ZM128 226H129V225H128ZM128 226H127V227H128ZM160 226H161V225H160ZM229 226H230V225H228V227H229ZM232 226H233V225H232ZM232 226H230V228H232ZM240 226H241V225H240ZM244 226H245V225H244ZM244 226H242V227H244ZM258 226H259V224H258ZM36 227H37V226H36ZM51 227H52V226H51ZM65 227H66V226H65ZM65 227H64V228H65ZM237 227H238V226H237ZM45 228H46V227H45ZM112 228H113V227H112ZM115 228H116V227H115ZM161 228H163V227H161ZM223 228H225V227H223ZM254 228H255V227H254ZM35 229H36V228H35ZM37 229H38V228H37ZM55 229H56V228H55ZM126 229H128V228H126ZM136 229H137V228H136ZM159 229H160V228H159ZM176 229H177V228H176ZM232 229H234V228H232ZM232 229H231V230H232ZM241 229H242V228H241ZM248 229H249V227H248ZM252 229H253V228H252ZM259 229H260V228H259ZM43 230H44V229H43ZM69 230H71V228H70ZM69 230H67V231H69ZM78 230H79V229H78ZM137 230H138V229H137ZM140 230H141V228H140ZM166 230H167V228H166ZM227 230H229V229L227 228ZM227 230H226V231H227ZM231 230H230V232H231ZM44 231H45V230H44ZM106 231H107V230H106ZM164 231H165V230H164ZM168 231H169V230H168ZM220 231H222V229H221ZM233 231H234V230H233ZM238 231H239V230H237V232H238ZM242 231H243V230H242ZM244 231H245V230H244ZM255 231H256V230H255ZM41 232H42V231H41ZM53 232H54V231H53ZM53 232H52V233H53ZM61 232H62V231H61ZM140 232H141V231H140ZM156 232H157V231H156ZM230 232H229V233H230ZM235 232H236V231H235ZM248 232H249V231H248ZM68 233H71V232H68ZM122 233H123V232H122ZM136 233H137V232H136ZM154 233H155V231H154ZM194 233H195V232H194ZM224 233H225V231H224ZM238 233H239V232H238ZM254 233H255V232H254ZM256 233H257V232H256ZM40 234H41V233H40ZM62 234H63V233H62ZM73 234H74V232H73ZM164 234H165V233H164ZM230 234H231V233H230ZM247 234H248V233H247ZM41 235H42V234H41ZM58 235H59V234H58ZM157 235H158V234H157ZM236 235H237V234H236ZM42 236H43V235H42ZM72 236H73V235H72ZM125 236H126V235H125ZM131 236H132V235H131ZM154 236H155V235H154ZM241 236H242V235H241V232H240V236H239V238H240ZM50 237H51V236H50ZM59 237H60V236H59ZM59 237H58V238H59ZM67 237H68V236H67ZM145 237H146V236H145ZM157 237H158V236H157ZM168 237H169V236H168ZM220 237H221V236H220ZM259 237H260V236H259ZM33 238H34V237H33ZM35 238H36V237H35ZM37 238H38V237H37ZM40 238H41V237H40ZM46 238H47V237H46ZM52 238H53V237H52ZM52 238H51V239H52ZM77 238H78V237H77ZM77 238H76V239H77ZM84 238H85V237H84ZM119 238H120V236H119ZM217 238H218V237H217ZM47 239H48V238H47ZM51 239H50V240H51ZM56 239H57V238H56ZM62 239H64V238H62ZM79 239H80V238H79ZM82 239H83V238H82ZM82 239H81V240H82ZM85 239H86V238H85ZM117 239H118V238H117ZM235 239H236V238H235ZM241 239H242V238H241ZM29 240H30V239H29ZM34 240H35V239H34ZM34 240H33V241H34ZM52 240H53V239H52ZM57 240H58V239H57ZM57 240H56V241H57ZM81 240H80V241H81ZM123 240H124V239H123ZM125 240H126V239H125ZM134 240H135V239H134ZM152 240H153V239H152ZM224 240H225V239H224ZM33 241H32V243H33ZM45 241H46V240H45ZM45 241H44V242H45ZM73 241H74V239H73ZM84 241H85V240H84ZM168 241H169V240H168ZM229 241H230V240H229ZM242 241H244V240H242ZM30 242H31V241H30ZM30 242H29V243H30ZM40 242H41V241H40ZM61 242H62V241H61ZM121 242H122V241H121ZM124 242H126V241H124ZM127 242H128V241H127ZM132 242H133V241H132ZM136 242H137V241H136ZM240 242H241V240H240ZM17 243H18V241H17ZM17 243H16V244H17ZM45 243H46V242H45ZM45 243H44V244H45ZM51 243H52V241H51ZM66 243H67V242H66ZM73 243H74V242H73ZM152 243H153V242H152ZM224 243H226V242H224ZM230 243H231V242H230ZM236 243H237V245H238L239 242L236 241ZM20 244H22V243L20 242ZM20 244H19V245H20ZM35 244H36V243H35ZM47 244H48V242H47ZM49 244H50V243H49ZM56 244H57V243H56ZM158 244H159V243H158ZM166 244H167V243H166ZM219 244H220V243H219ZM240 244H241V243H240ZM242 244H243V243H242ZM6 245H7V244H6ZM6 245H5V246H6ZM25 245H27V244H25ZM53 245H54V244H53ZM53 245H52V246H53ZM57 245H58V244H57ZM63 245H64V244H63ZM89 245H90V244H89ZM117 245H118V244H117ZM131 245H132V244H131ZM139 245H140V244H139ZM142 245H143V244H142ZM223 245H224V244H223ZM72 246H73V245H72ZM84 246H86V245H84ZM113 246H114V245H113ZM119 246H120V245H119ZM128 246H129V245H128ZM144 246H145V245H144ZM157 246H158V245H157ZM224 246H225V245H224ZM0 247H1V246H0ZM11 247H12V246H10V248H11ZM35 247H36V245H35ZM42 247H44V246H42ZM48 247H49V246H48ZM59 247H60V246H59ZM70 247H71V246H70ZM97 247H98V246H97ZM109 247H110V246H109ZM217 247H218V246H217ZM222 247H223V246H222ZM3 248H4V246H3ZM3 248H2V249H3ZM15 248H16V246H15ZM15 248H14V249H15ZM141 248H142V247H141ZM149 248H150V247H149ZM153 248H154V247H153ZM18 249H19V246H18ZM55 249H56V248H55ZM60 249H61V248H60ZM64 249H65V248H64ZM73 249H74V248H73ZM85 249H86V248H85ZM113 249H114V248H113ZM146 249H147V248H146ZM12 250H13V249H12ZM16 250H17V249H16ZM74 250H75V249H74ZM117 250H118V249H117ZM123 250H124V249H123ZM148 250H149V249H148ZM150 250H151V249H150ZM224 250H225V249H224ZM9 251H10V250H9ZM9 251H8V252H9ZM19 251H20V250H19ZM42 251H43V250H42ZM42 251H41V252H42ZM22 252H23V251H22ZM24 252H25V251H24ZM45 252H46V251H45ZM45 252H44V253H45ZM49 252H50V250H49ZM221 252H222V251H221ZM10 253H11V252H10ZM16 253H17V252H16ZM25 253H26V252H25ZM39 253H40V252H39ZM78 253H79V252H78ZM86 253H87V252H86ZM113 253H114V252H113ZM115 253H116V252H115ZM126 253H127V252H126ZM140 253H141V252H140ZM162 253H163V252H162ZM223 253H224V252H223ZM45 254H46V253H45ZM45 254H44V255H45ZM50 254H51V253H50ZM52 254H54V253H52ZM60 254H61V253H60ZM81 254H82V253H81ZM90 254H91V253H90ZM111 254H112V253H111ZM145 254H146V253H145ZM6 255H7V254H6ZM8 255H10V254H8ZM28 255H31V253L28 254ZM37 255H38V254H37ZM42 255H43V254H42ZM44 255H43V256H44ZM75 255H76V254H75ZM246 255L248 256V254H246ZM16 256H17V255H16ZM21 256H22V255H21ZM40 256H41V255H40ZM127 256H128V255H127ZM157 256H159V255H157ZM162 256H163V255H162ZM5 257H6V256H5ZM5 257H3V258H5ZM36 257H38V256H36ZM70 257H71V256H70ZM88 257H89V256H88ZM123 257H124V256H123ZM240 257H241V255H240ZM28 258H29V256H28ZM56 258H57V257H56ZM56 258H55V259H56ZM76 258H77V257H76ZM79 258H80V257H79ZM84 258H85V257H84ZM84 258H83V259H84ZM117 258H118V256H117ZM142 258H143V257H142ZM21 259H22V258H21ZM77 259H78V258H77ZM80 259H81V258H80ZM6 260H7V259H6ZM18 260H19V259H18ZM52 260H54V259H52ZM125 260H126V259H125ZM145 260H146V259H145ZM258 260H259V259H258ZM263 260H264V259H262V261H263ZM4 261H5V260H3V262H4ZM26 261H27V260H26ZM28 261H29V260H28ZM44 261H46V260H44ZM56 261H57V260H56ZM70 261H71V260H70ZM82 261H83V260H82ZM178 261H179V260H178ZM208 261H209V260H208ZM6 262H7V261H6ZM35 262H36V261H35ZM46 262H47V261H46ZM129 262H130V261H129ZM146 262H147V261H146ZM150 262H151V261H150ZM173 262H174V261H173ZM173 262H172V263H173ZM250 262H251V261H250ZM4 263H5V262H4ZM51 263H52V262H51ZM68 263H69V262H68ZM111 263H113V262H111ZM138 263H139V262H138ZM5 264H8V263H5ZM14 264H16V263H14ZM19 264H20V262H19ZM48 264H49V263H48ZM78 264H79V263H78ZM124 264H125V263H124ZM234 264H235V263H234ZM238 264H239V263H238ZM259 264H260V263H259Z\"/></svg>",
    "mask_w": 264,
    "mask_h": 264
}]
</instances>
